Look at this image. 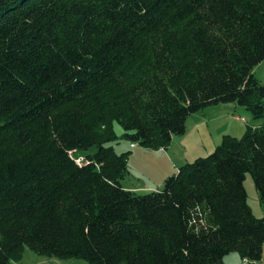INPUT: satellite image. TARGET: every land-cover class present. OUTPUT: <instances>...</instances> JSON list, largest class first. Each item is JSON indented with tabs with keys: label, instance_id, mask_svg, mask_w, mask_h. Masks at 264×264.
Masks as SVG:
<instances>
[{
	"label": "trees",
	"instance_id": "trees-1",
	"mask_svg": "<svg viewBox=\"0 0 264 264\" xmlns=\"http://www.w3.org/2000/svg\"><path fill=\"white\" fill-rule=\"evenodd\" d=\"M263 61L264 0H0V264L25 247L85 264L259 263L264 216L243 181L264 212V122L146 193L120 184L129 151L110 143L118 125L130 146L167 149L221 103L263 118Z\"/></svg>",
	"mask_w": 264,
	"mask_h": 264
},
{
	"label": "rangeland",
	"instance_id": "rangeland-1",
	"mask_svg": "<svg viewBox=\"0 0 264 264\" xmlns=\"http://www.w3.org/2000/svg\"><path fill=\"white\" fill-rule=\"evenodd\" d=\"M255 77L261 84H264V61L254 68ZM235 107V108H233ZM237 117V119L235 118ZM243 118L241 120L240 118ZM264 122L263 118H253L248 111L242 107L232 103H221L210 105L202 110L190 114L186 121L185 134L181 136H173L170 145L167 147L168 153L166 159L176 164V157L173 156L178 145L175 143L176 139H183V145L187 148L185 154L177 156L179 162L177 167L185 162H192L197 157H205L213 151L215 146L220 142L223 134H231L236 137H241L245 130L246 125H257ZM122 129L120 126L115 125V130L118 139L112 145L117 153L129 151L127 156V171L128 173L120 181L121 185L126 189L135 190L137 193H146L151 189H161L163 180L161 175L165 172L170 175V168L173 164H167L164 167L163 163L166 159L158 160L151 149L143 148L138 144L130 147L128 140L120 138ZM173 141V142H172ZM176 141V142H178ZM172 143V146H171ZM175 143V144H174ZM163 150V149H161ZM96 151V147H90L87 150L78 151L77 154L85 155ZM176 167V168H177ZM175 168V169H176ZM168 169V171H166ZM177 170V169H176ZM175 170V171H176ZM174 171V172H175ZM166 175V176H168ZM165 176V177H166ZM243 186L247 195V205L251 208L252 213L257 217L264 216L262 206L259 204L258 195L255 192L254 183L251 176L246 173L243 181ZM264 244V243H263ZM235 252H230L225 255L220 264H242V260ZM261 261L257 264H264V245L261 256ZM83 259L70 257V258H56L47 257L30 250L28 247L24 248L20 260L12 264H85Z\"/></svg>",
	"mask_w": 264,
	"mask_h": 264
},
{
	"label": "crops",
	"instance_id": "crops-1",
	"mask_svg": "<svg viewBox=\"0 0 264 264\" xmlns=\"http://www.w3.org/2000/svg\"><path fill=\"white\" fill-rule=\"evenodd\" d=\"M233 108H235V107H233ZM236 119H237V117H235ZM186 133V132H185ZM184 133V134H185ZM182 140L183 139H179V141H178V139H176V141H178V142H176L175 141V143L178 145V148L176 149V153L175 152H173L174 153V155L173 156H175L176 157V160H177V162H176V164H174V162H173V160L172 161H168V159H166V156L165 155H167L168 153H163V152H168V150L167 149H164V150H154V151H152L153 152V154H155V156H156V159L158 158V160H163V159H166V161L163 163V165H164V167H166V165L167 164H170V163H172L173 165L170 167V168H168L169 169V171H170V173H173L176 169V167H177V165H179L181 162H179V160L177 159V156H180V154L182 155V154H185L186 152H187V146L185 147L184 145H183V142H182ZM173 142V141H172ZM174 143V144H175ZM171 146H172V143H171ZM131 147V146H130ZM134 147V146H133ZM181 157V156H180ZM182 157H183V155H182ZM168 169L166 170V171H168ZM168 172H165V174L163 173L162 175H161V179L163 180L164 178H165V176L166 175H168L167 174ZM150 190H152L151 189V186H150V188H149Z\"/></svg>",
	"mask_w": 264,
	"mask_h": 264
},
{
	"label": "built area",
	"instance_id": "built-area-1",
	"mask_svg": "<svg viewBox=\"0 0 264 264\" xmlns=\"http://www.w3.org/2000/svg\"><path fill=\"white\" fill-rule=\"evenodd\" d=\"M240 119H242V118H240ZM131 146H134V144H131ZM82 157H77V158H75L74 160L77 162V163H80V162H82L83 161V159H81ZM249 262H248V260L245 258V259H243L242 260V264H248Z\"/></svg>",
	"mask_w": 264,
	"mask_h": 264
}]
</instances>
